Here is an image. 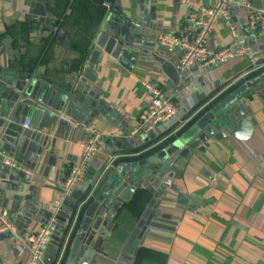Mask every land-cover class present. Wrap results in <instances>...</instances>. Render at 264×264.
<instances>
[{
	"label": "crops",
	"instance_id": "1",
	"mask_svg": "<svg viewBox=\"0 0 264 264\" xmlns=\"http://www.w3.org/2000/svg\"><path fill=\"white\" fill-rule=\"evenodd\" d=\"M251 2L264 5V0ZM46 9L56 24L45 22L40 10ZM186 13L180 0H0V83L36 82L50 88L55 103L60 94L68 95L58 113L52 104L40 109L13 104L0 91V123L6 120L2 126L11 137L0 139V205L10 210L14 223L12 230L0 232V264H24L28 236L54 215L43 264H64L86 208L118 162L159 150L171 134L264 72V34L249 30L248 10L240 3L232 6L229 21L262 66L252 70L249 60L235 58L213 67L179 68L178 55L159 46L158 35L183 33ZM111 24L116 35L131 42L125 47L136 56L135 64L106 51V39L99 45ZM232 40L230 24L220 19L209 44L217 48ZM87 67L96 80L77 90ZM146 77L173 95L178 112L149 133L131 135L149 102L141 83ZM242 98L248 99L244 108L253 110L248 115L255 125L252 135H229L231 122L217 127L204 151L192 149L169 174L147 181L120 208L104 239L105 251L92 264H264V102L253 90ZM92 129L104 134L107 145L63 200L62 181L81 154L78 141ZM144 212L145 223L138 227Z\"/></svg>",
	"mask_w": 264,
	"mask_h": 264
},
{
	"label": "water",
	"instance_id": "2",
	"mask_svg": "<svg viewBox=\"0 0 264 264\" xmlns=\"http://www.w3.org/2000/svg\"><path fill=\"white\" fill-rule=\"evenodd\" d=\"M40 13L43 14L45 22L57 23L52 11L46 9L40 10ZM113 30L114 26L111 24L110 28L103 33L99 45H102L104 39H106V51L113 52L116 56H122L131 64H135L137 61L136 56L132 54L130 48L125 47V45H130L131 42L126 37L116 35ZM90 71L93 70L88 67L85 69L77 83V90H82L88 79L96 80V74L92 75ZM68 89L70 91L71 86ZM1 90L7 93L13 104L15 102L22 104V106L28 104L36 109L52 104L58 113L67 106V94H60L62 96L59 102L55 103L49 100L50 88H45L44 85H38L36 82L28 83L27 79L5 80L0 83ZM247 90L255 91L256 96L264 102V72L248 78L232 89L207 112L202 114L193 125L171 134L159 150L145 157L118 162L105 188L94 196V200L86 208L82 223L70 243L71 247L67 252L68 255L64 264L95 263L97 253L105 251L102 248L104 239L110 236L114 220L123 204L132 200V196L142 189L147 181L150 182L152 179L158 181L161 175L169 174L175 162L180 157H187L192 149L199 148V150L204 151L209 146V139L215 133L217 127H227L231 122L234 125L231 126L229 135L240 139L250 137L254 132L255 125L248 117L253 110L248 108L247 111L244 108V104L247 103L248 99L242 98V95ZM5 122L0 123V139L3 137L9 140L11 137L8 132L4 131L5 128L2 126ZM141 183L144 185L139 186ZM145 217L146 213L144 212L137 224L138 227L144 225ZM57 264L61 263L57 262Z\"/></svg>",
	"mask_w": 264,
	"mask_h": 264
},
{
	"label": "built area",
	"instance_id": "3",
	"mask_svg": "<svg viewBox=\"0 0 264 264\" xmlns=\"http://www.w3.org/2000/svg\"><path fill=\"white\" fill-rule=\"evenodd\" d=\"M187 6L185 31L181 34L161 32L158 44L169 53L179 57V68L182 70L197 66L201 68L222 65L235 58H245L252 64V70L262 66L261 59L252 52L250 44L239 39L237 28L229 21L231 8L240 3L248 10V28L255 34H264V5L255 7L251 0H215L212 5H205L197 0H180ZM105 4L107 2L104 1ZM230 24L232 41L222 47H212L210 36L220 19ZM141 83L149 96V102L139 114L138 124L131 130V135L149 133L158 124L170 120L178 112L173 95L152 78H142ZM30 119H25L23 126L29 128ZM81 147L79 158L70 165L62 181L63 200L69 198L77 184L85 177L93 158L101 153L107 140L104 134L92 129L85 139L79 140ZM16 166V162L10 163ZM27 172L29 170L26 169ZM56 215L38 227L27 238L29 258L24 264H43L46 247L51 239ZM13 217L10 210L0 205V232L13 228Z\"/></svg>",
	"mask_w": 264,
	"mask_h": 264
},
{
	"label": "trees",
	"instance_id": "4",
	"mask_svg": "<svg viewBox=\"0 0 264 264\" xmlns=\"http://www.w3.org/2000/svg\"><path fill=\"white\" fill-rule=\"evenodd\" d=\"M258 73H261V71H260V72H258Z\"/></svg>",
	"mask_w": 264,
	"mask_h": 264
}]
</instances>
